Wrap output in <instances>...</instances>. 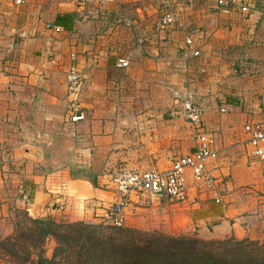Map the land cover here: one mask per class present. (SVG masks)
<instances>
[{
    "label": "crops",
    "instance_id": "1",
    "mask_svg": "<svg viewBox=\"0 0 264 264\" xmlns=\"http://www.w3.org/2000/svg\"><path fill=\"white\" fill-rule=\"evenodd\" d=\"M8 1L0 0V35H11L6 38L16 58L29 56L32 59V53L40 50L43 63L17 67L6 74L0 70V90L21 89L20 83L13 82V77L19 75L28 88L36 85L43 93L57 90L64 83V71L57 64L58 59L64 49L70 47L83 77L80 102L85 114L83 120L75 122L73 149L75 156L85 157L82 160L75 157V161L70 162L59 160L48 169V160L41 154V142L32 145L25 133L14 140V134L4 130L0 122V201L20 174L24 179V193L31 195L27 203L30 215L43 219L61 216L70 220L89 219L112 205L117 194L109 180V168L90 179L82 175L75 177L71 173L75 165L90 167L91 156L104 154L118 155L119 168L155 166L166 170L174 158L194 150L192 128L187 121L174 118L171 113L176 93L189 90L193 96H198L197 80L205 67L200 63L206 61L214 37L210 41L203 40L204 34L197 33L194 44L186 46L187 34L175 38L178 35L167 34L153 26L148 32L137 26L135 32L122 40L118 50H109L105 36L104 46L99 47L101 39H97L95 27L90 29L94 22L84 15L85 4L90 0H67V3L58 0L55 5L49 0H24L22 6H10ZM49 5L57 8L51 24L57 25V19L61 23L69 20L70 24V28L65 29L58 23L62 29L59 33L54 30L53 37L48 31L35 32L47 19ZM257 11L261 14L253 13L241 24L232 22L236 33L245 31L235 33L234 38L236 44L250 46L247 59L264 57V36H257L253 25L258 17L264 26V1L258 3ZM83 22L89 26L87 53L82 45L86 43L85 38L80 34ZM131 23L130 20L128 24ZM14 31L21 35L16 36L17 40L12 37ZM71 31L72 37L64 38ZM241 38L245 41H240ZM196 47L201 51L197 67L192 63L197 58L192 54ZM122 58L129 60L128 67L117 65ZM205 71L211 72L208 67ZM258 77L263 81L258 86L231 90L238 98L225 100L220 105L230 110L227 119L215 118L218 108L214 102L199 103L204 108L203 123L213 133L218 150L217 158L209 162L210 172L217 179L216 186L212 190L198 188L191 170L187 169V204L134 195L125 210V225L167 232L197 230L207 235L229 231L242 236L252 226L264 223V161L253 155L245 128L248 123L264 120L263 104L260 95L255 93V89H260L264 94V68ZM36 150L38 156L34 155Z\"/></svg>",
    "mask_w": 264,
    "mask_h": 264
},
{
    "label": "rangeland",
    "instance_id": "2",
    "mask_svg": "<svg viewBox=\"0 0 264 264\" xmlns=\"http://www.w3.org/2000/svg\"><path fill=\"white\" fill-rule=\"evenodd\" d=\"M64 1L67 3V0ZM263 1L116 0L114 3L101 4L90 0V3L87 1L85 4L84 15L94 22L90 29L95 27L97 39H101L99 47L104 46L105 36L109 50H118L122 40L129 33L135 32L137 26H141L145 32L153 26L167 34L178 35L175 38L188 34L191 29L203 33V40L210 41L214 37L209 45L211 50L205 56L206 61L200 63L211 72L205 71V67L201 69L202 75L197 80L198 96L193 97L198 104L204 100L214 102L218 108L215 118L227 119L230 110L220 112V105L225 100L228 102L238 98V95H233L232 89L260 84L262 77L258 76L262 75L264 68V57L247 59L250 58L248 51L251 48L247 43L236 44L234 35L237 29H232V25L241 24L253 13L261 14L256 9L258 3L262 4ZM9 2L10 6L15 4L14 0L7 3ZM48 2L55 5L58 0ZM15 5L22 6L23 3ZM243 5L248 7L247 11L242 10ZM56 10V7L53 9L48 6L47 19L41 28L36 29V33L39 29V32L48 31L54 36L52 32L57 30L54 31L55 28L48 25L52 23ZM165 14L174 17V24L159 28L158 22ZM130 20L133 23L128 24ZM261 24L257 17L253 24L256 35L263 37L264 26ZM80 29L86 42L82 43L84 52L87 53V22H83ZM58 31L56 33L60 32ZM243 32L245 33L244 30H239L238 33ZM72 33L73 31L69 32V36L64 38L70 39ZM11 34L14 38L21 37L17 31ZM41 35L44 37V33ZM7 36L11 35H0L1 72L6 74L8 70L17 67L43 63L40 50L32 53V59L29 56L16 58ZM16 40L14 39L15 42ZM242 40L245 41L244 38L240 39ZM71 55V48L66 47L62 57L58 59L57 64L64 71V83L57 90L43 93L36 85L28 88L29 86L23 85L21 75L13 77L14 83L22 85L21 89L5 87L0 90V122L3 129L13 133L14 140L19 139L20 133H25L26 140L32 145L41 142V154L48 160V169L59 160L70 162L75 161V157L78 160L85 157L75 156L74 150L76 123L70 118V93L67 84ZM194 57L197 58L192 63L197 67L199 55ZM255 91L260 95V102L263 104L264 94L260 89ZM84 94L85 90L82 96ZM178 97L179 93H176L175 99ZM261 124L264 126V120ZM59 151L66 153L61 154ZM34 155L38 156L37 150ZM91 157L90 167L81 168L75 165L71 173L75 177L82 175L93 179L108 168L109 172L119 169L121 163L118 155L95 154ZM11 184L0 201V264H206L209 261L217 264H264V223L252 226L242 236L229 231L207 235L197 230L167 232L131 227L133 225L128 226L125 223L116 226L104 217L103 212L80 220H70L63 216L49 217L46 218L47 223L40 225L35 220L43 218L34 217L27 210L31 195L24 193L23 177L19 174Z\"/></svg>",
    "mask_w": 264,
    "mask_h": 264
},
{
    "label": "built area",
    "instance_id": "3",
    "mask_svg": "<svg viewBox=\"0 0 264 264\" xmlns=\"http://www.w3.org/2000/svg\"><path fill=\"white\" fill-rule=\"evenodd\" d=\"M97 3H114L116 0H94ZM15 4H22L24 0H14ZM243 11H247L246 5L242 6ZM174 24V17L165 14L159 20V28H166ZM49 27L60 30L62 27L49 24ZM197 30L191 29L185 40L186 46H192L195 42ZM192 54L200 55V49L194 48ZM72 61L67 72V84L69 89V112L73 122L81 121L85 118L80 102V93L83 85V77L78 70L75 56L72 54ZM118 66L128 67L129 60L122 58L118 60ZM221 112H226L227 107L220 108ZM264 111V102H263ZM171 115L174 118H181L187 121L194 132L195 148L186 155L177 156L166 170H159L155 166H145L142 168L122 167L113 172H109L110 183L117 194L116 201L104 208V217L113 225L121 226L125 223V210L129 205L132 196L148 195L154 198H167L173 203L187 204L189 202V188L186 179V170L190 169L194 185L198 188L212 190L216 186L217 179L210 172L209 162L218 156L215 147L213 133L206 129L204 119V108L196 103L193 94L185 90L179 94ZM249 134V144L253 150V155L264 161V126L260 122H251L245 125ZM218 201V198H216Z\"/></svg>",
    "mask_w": 264,
    "mask_h": 264
},
{
    "label": "trees",
    "instance_id": "4",
    "mask_svg": "<svg viewBox=\"0 0 264 264\" xmlns=\"http://www.w3.org/2000/svg\"><path fill=\"white\" fill-rule=\"evenodd\" d=\"M68 21H65V22L61 23L62 21L60 19H57V25L59 23V24L63 25L65 27V29H68V28H70V24L68 23ZM35 221L38 222L40 225H43L44 223L48 222L47 219H39V220L36 219ZM212 262L209 261L206 264H217V262H215V261H212Z\"/></svg>",
    "mask_w": 264,
    "mask_h": 264
}]
</instances>
